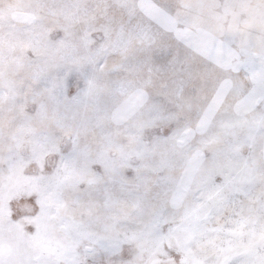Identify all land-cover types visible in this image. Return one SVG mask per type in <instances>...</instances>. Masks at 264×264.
I'll return each mask as SVG.
<instances>
[{
  "label": "snow or ice",
  "instance_id": "6c2138e0",
  "mask_svg": "<svg viewBox=\"0 0 264 264\" xmlns=\"http://www.w3.org/2000/svg\"><path fill=\"white\" fill-rule=\"evenodd\" d=\"M0 264H264V0H0Z\"/></svg>",
  "mask_w": 264,
  "mask_h": 264
}]
</instances>
